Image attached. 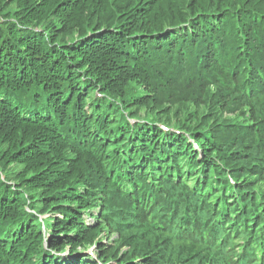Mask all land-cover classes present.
<instances>
[{"label": "trees", "instance_id": "1", "mask_svg": "<svg viewBox=\"0 0 264 264\" xmlns=\"http://www.w3.org/2000/svg\"><path fill=\"white\" fill-rule=\"evenodd\" d=\"M191 1L0 0V264H111L95 254L77 253L92 243L90 233L98 234L103 225L145 264H264V192L250 181L264 179V93L254 91L248 97L239 88L236 66L224 67L220 52L205 65V58L181 54L182 47L169 42L172 37H164L168 40L153 53L139 57L135 52L139 39L181 35L191 28L199 29L198 48L224 43L228 25H221L229 2L206 0L195 6V15L182 20ZM246 5L250 7V0ZM166 20L169 24L163 26ZM97 39H107L111 47H102ZM140 64L151 74L148 83L162 104L198 94L225 107L251 105L253 125L216 119L213 135L200 136L199 146L206 148L196 169L204 168L191 187L171 179L178 171L175 153L190 141L162 132L151 122L142 127L139 121L130 122L128 107L137 106L132 102L137 91L131 83H112V72L127 67L135 71ZM10 72L13 84L7 82ZM85 93L93 115L78 128L75 112ZM55 103L64 112L68 108V114L58 113ZM110 115L114 125L100 132ZM111 134L127 142L116 146L122 152L108 158L102 138L108 140ZM82 135L91 139L89 144L81 141ZM155 138L161 140L152 147ZM132 147L140 149L133 155L137 171L147 165L140 175L156 176L152 167L164 165L168 158L162 180L146 179L154 199L151 217L141 206L132 207L131 188L123 181L131 171L127 155ZM116 154L122 156L120 165ZM148 156L150 164L145 162ZM48 159L54 163L48 165ZM208 166L216 172L212 189L218 180L227 183L221 193L223 211L202 194ZM227 176L243 183L234 186ZM81 184L88 192L80 195ZM97 208L99 214H94ZM90 215L99 217L92 227L86 222ZM66 251L70 257L61 260ZM131 259L118 264H132Z\"/></svg>", "mask_w": 264, "mask_h": 264}, {"label": "rangeland", "instance_id": "2", "mask_svg": "<svg viewBox=\"0 0 264 264\" xmlns=\"http://www.w3.org/2000/svg\"><path fill=\"white\" fill-rule=\"evenodd\" d=\"M224 1L229 2V4L225 5L227 7L225 11L226 18L221 25L223 27H226V25H228L227 29L225 30V34L227 35V37L224 43L219 42L218 44H216V47H214L213 44L203 43L201 48H198L197 44L200 41V36L198 35L197 31L199 29L191 28L187 30V32H182L181 35H175L171 33V36L164 34L155 38L152 37L151 41L155 42V44L153 45H149L152 43L149 40L139 39L135 42L136 47L138 48V51L135 52H138L137 54L139 57H143V53L147 51L153 53L155 51V48H160L163 44L162 42H166L168 40H164V37H172L169 42H172L171 44L179 45L180 47H182V49H178L181 54L185 53L190 57L196 56L197 59L205 58L207 60L205 65H208L210 63L215 53L220 52L223 58H225L223 61L224 67L231 70L233 66H236L235 77L238 76L237 81L240 84L239 88L241 90H244L248 97H251L254 91L256 93H264V0H250V7H247L246 5V2L249 0ZM203 2H206V0H192L191 3L187 4V6L184 7V9L182 5H179L183 9L182 17L184 19H181L186 21V17L195 15V13L197 12L195 6L197 4H200L202 6ZM168 24L169 21L167 20L166 22H163V26H167ZM193 34H195V37L193 36ZM117 42L116 44H118ZM97 43L105 48L111 47L109 45H106L107 39H97ZM94 45L95 42H93L89 47H92ZM104 51L113 53V51L110 49H105ZM127 70L128 71L120 73L112 72L111 76L114 78L112 83H114L115 86L123 87L125 84L131 83V85L137 91V94L132 101L134 102V104H137V106L133 105L131 107H128L129 111L131 112L128 113L129 120H137L141 122V124L137 125L138 127H142L143 125L148 124L143 122H151L158 127V130L162 132H168L173 136L175 135L190 141V144L188 146L184 147V149L182 148V150H178L175 153L176 157L174 160L176 161V164H174V166L177 167L176 169L178 171L176 173H173L171 177L172 180L174 179L178 181H184L190 187L193 185L195 180L194 177L196 176V174H199V171L201 169L204 168L201 167L200 169H196L201 166L200 162L202 158L200 157H203L202 150L203 148H206L204 146H199V138L200 136L206 135L208 133L209 135H213L216 119H225L242 126L253 125V120H251V115H253L251 105L250 107L243 106L242 108L225 107L220 102L214 103V100L212 102L203 100L201 99V97H198V94H196L193 98H178L162 104L157 101V94L148 83V78L151 74L147 72L141 64L135 69V71L132 70L131 67H127ZM8 74L9 79L7 80V82L13 84L14 73L10 72ZM211 91H213L212 88ZM87 96V93L83 94V98L81 99L80 105L77 108V112H75V117L79 119L78 128L81 124L82 127H84V125L86 126L88 117H92L93 115L91 113L92 108L88 105L89 98ZM74 97L75 96H73V98ZM175 100H177L178 102H176ZM122 101L124 102L123 98ZM72 102L73 100H71L70 104H66V106H71ZM65 103H68V101H66ZM53 108L58 111V113L64 112V109L61 108L60 104L58 103H55ZM66 110L67 111L64 112V116L68 114L69 109L67 108ZM114 121L115 118L110 115V117H108L105 122L101 124V128L99 129V131L101 132L104 129L108 130L111 125H114ZM87 139L88 138L86 137V135H82L81 141L84 142V144H89V142L91 141V139ZM159 140L161 139H158L157 141V138H155L153 140L154 142L150 143V145H152V147H157L155 143L159 142ZM102 141L105 142L103 148L108 158H111L114 153L122 152V150L116 146L120 145V143L122 142H124V144L127 142L122 139L119 140L118 138H115L113 134L110 135V139L105 140L104 138H102ZM92 145H94V142H92L91 145H88V147L91 148ZM180 145L181 143L179 144V147L181 148ZM111 149L114 151L112 152ZM130 149L131 152L129 153V155L131 157L129 155H127V157L130 159L128 163L131 167V171H128L123 175V181H127L126 184L131 188L129 189V195L130 197L134 198L132 207L136 209L137 206H141L142 209H144V212H148L149 217H151L149 211L153 206L154 199L147 190L146 179L147 177H150L148 179V181L150 182L162 180L164 169L167 167L168 158L163 161L164 165L159 167H152V171L156 172L157 174L156 176L151 178L150 174L146 175V173H144L140 175V173H143L144 170H146L147 165L143 164L144 167L142 166L143 168L140 171H137L138 167L133 155H139L138 152L140 149L136 147H132ZM188 153L190 155L192 153L191 157L188 156ZM142 154L146 156L144 148L142 150ZM120 155L121 154L115 155V157L119 156L117 165H120L123 162L122 156ZM60 156H64V151L61 152ZM195 156L200 161L196 162V158H194ZM150 158L151 157L148 156V158L145 159V162L147 164H150ZM213 159L216 158L213 157ZM143 160L141 159V162H143ZM193 162L195 164L194 166H192ZM53 163L54 162H52L51 159L50 161L48 159V165H51ZM98 164L102 166L100 161H98ZM113 164H116V160L113 162ZM220 166H222V169H231L225 164H220ZM107 168L108 167H106V169ZM115 169L116 168H113L110 172V177H112L113 173H115ZM207 169L209 172L204 176V190L202 194L206 195L207 200L210 201L211 204H213V207H215L217 211H223L226 203L225 200L222 199L223 194L221 193L223 192V185L227 183H222L221 180H218L215 183V188L212 189V182H215L214 175L216 174V172L214 173L213 169H211L210 166H208ZM166 170L169 169L167 168ZM189 170L191 171L186 175V177H184L183 175H185V171ZM226 178L232 184L234 182L243 183V181L238 180L237 178H231L229 176H227ZM250 181L255 185V190L264 192V179L259 181L258 179H252ZM233 185L236 186L235 184ZM118 187L122 188V190H125V188L122 187L121 184H119ZM78 188L80 189V195L82 192H88L85 184H81ZM210 189L212 190L209 191ZM234 202L235 201H232L231 204H234ZM99 211L100 209L97 208L93 212L94 214H99ZM97 220H99V217L97 219H93L91 215L88 217V219L86 218V222L89 223L90 227L96 224ZM31 224L34 225V223L32 222ZM253 227L254 225L250 226V229H252ZM43 230L44 224L40 228V231L44 232ZM90 236H92V243L89 244L88 247L78 250L77 253L79 256L93 253L97 257H101L103 261L111 260V264H118L119 261H125L132 257L131 261L134 262L132 264H145V261H138L136 259L137 255L131 253L130 246L122 244L121 239L116 238L115 233L113 234L106 225H103V228H101V231L98 234H94L92 231L90 233ZM20 239L21 238H18L13 244L14 254L17 253L16 251L18 248L16 245L21 241ZM69 253L70 251H66L64 255L67 256ZM68 257L70 256H67L61 260H66Z\"/></svg>", "mask_w": 264, "mask_h": 264}]
</instances>
